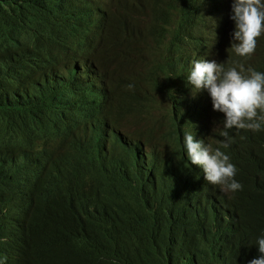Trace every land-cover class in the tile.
I'll return each mask as SVG.
<instances>
[{
	"label": "trees",
	"instance_id": "obj_1",
	"mask_svg": "<svg viewBox=\"0 0 264 264\" xmlns=\"http://www.w3.org/2000/svg\"><path fill=\"white\" fill-rule=\"evenodd\" d=\"M148 1L150 3H147ZM210 1L212 0H127L129 6L125 8L126 13L116 23L119 30L114 41L115 52L109 49L110 41L115 36L107 34L101 47L106 53V58L99 60L95 56V59L101 65L111 67L120 47L127 65L125 74L132 72L129 67L137 58L136 50L138 53H145L140 44L149 35L158 32L156 27L159 25V20L154 19L150 28L138 27L134 32L136 19L130 13L135 9L142 13L152 9L155 16H161V22L164 24L162 41L167 36L176 34L178 40L190 41L188 48L195 53H211L218 47L216 42H211L209 37L205 39L200 32L201 23L205 20L203 12L208 10L213 2ZM54 2L56 0H0V12L10 9L9 5L15 7L12 9L23 14L22 19L5 18L14 25L19 23L20 28L25 31L26 27H29L33 38L42 34L49 23L47 17L53 11ZM37 4L42 7L40 11L29 7L17 8L18 5L37 7ZM169 11H174L179 17L175 27ZM66 17L72 25L80 27L86 20L83 10L78 8H75L73 13L68 12ZM233 32L234 29L231 28L229 36L232 37ZM231 45L227 46L233 50ZM258 49L252 57H241L233 53V65L241 63L246 72L249 68L264 71V39ZM28 51V61H17L13 64L0 59V84L5 87L0 89V94L7 89L16 92L17 86L6 85L15 80L13 70L22 72L20 79H24V64L31 68V71L35 67L32 61L36 56L35 52ZM8 71L12 73L3 78ZM113 84L111 81V96L114 100L119 90L115 89ZM6 96L11 97L9 94ZM196 99L193 103L185 100L180 104L182 118L186 124L199 121L200 112L196 105L203 103L200 98ZM11 105L12 101L8 106L0 102V114L8 113ZM110 114L111 110L106 116ZM165 117L172 124L169 133L174 138L170 143L172 149L168 146L150 153L148 160L140 168L128 148L122 147L116 158H112L109 163L107 157H104V161L100 159V153H97L100 149L92 148L91 141L90 147L85 146L87 140L83 135L74 134L72 142L79 154L75 156L70 147L61 159L44 168L35 183L29 201L33 213L27 223L28 234L31 225L35 230L30 236L35 245L30 264H240L245 260L246 255L235 253L234 245L228 242L252 241L255 238L252 231H231V235L226 236L223 227L214 218L206 192L198 195V206L192 207L188 202L183 192V174L178 164L173 166V159H176L178 150L177 132L182 127L179 124L181 121L173 111ZM144 142L149 148L157 144L154 140L146 138ZM229 150L227 154L231 152L233 158L243 164L236 168L234 179L244 188L241 192L246 202L240 204V198L237 196L213 199L223 214L225 211L221 204L237 209V205L245 207L242 211L244 227L251 225L261 232L264 226L260 224V213H264V206L257 198L259 187L247 189L244 174L251 163L260 162V166L264 167V156L261 157L257 150L248 148L234 137L231 138ZM62 163L71 165L63 169ZM8 169L0 152L1 196L14 193L13 186L3 184L8 178ZM29 169V166H25L23 173ZM173 169L177 171V177L169 174L168 170ZM148 173L149 177L144 180L143 175ZM249 173L264 176L256 171ZM43 184H46L44 190L41 189ZM157 184L160 187H157ZM225 228L231 230L227 226Z\"/></svg>",
	"mask_w": 264,
	"mask_h": 264
},
{
	"label": "clouds",
	"instance_id": "obj_2",
	"mask_svg": "<svg viewBox=\"0 0 264 264\" xmlns=\"http://www.w3.org/2000/svg\"><path fill=\"white\" fill-rule=\"evenodd\" d=\"M28 1L34 2V0ZM212 1H210L212 3L209 5L208 10L203 12L205 20L201 23V36L205 39L209 37L211 42H216L215 35L210 30L211 21L214 20V29L220 30L223 34V39L231 40V47L234 51L226 44L224 45V49L217 47L211 53L204 54L206 55V60H201V55L203 54H197L188 48L190 41H182L181 43L178 41L176 34L170 37L167 36L160 43V48L155 52L158 67L161 69L162 75L161 81L155 84V87L158 90L157 100L161 103L166 114L172 111V101H174V98H171V94L176 96L177 89H180L179 97L181 103L185 100L193 103L197 101L196 98H200L203 105H205L207 111L200 113L199 121L182 126L178 130V150L176 156L185 167V179L190 182L189 190L192 193L195 192L201 196L202 192L207 193L208 190L213 198L220 199L227 196L220 192L219 186L223 191L235 192L241 190L242 185L234 179L237 169L232 164L239 161L233 158L231 152L226 155L219 147L213 150L212 147L215 142L218 141L222 148L230 151L231 137L228 130L231 129L232 132H237L238 129H244L240 131L244 136L239 142L246 144L252 150H257L261 154V157L264 156V129H262V124H264V71L257 72L249 68L246 73L241 63L233 65V53L241 57H252L254 52L259 50V44L264 39V0H227L226 3L223 0H218L217 7H215V0ZM68 3H72L75 8L82 9L86 15V20L83 21L81 27L72 25L67 20L66 14L68 12L65 6ZM9 7L10 9L2 10L0 16L21 20L23 14L12 9L15 7L10 5ZM25 7L38 11L42 8L38 4L37 7L17 6V8ZM52 8L53 11L47 17L51 24H70L78 28L76 30L77 35L84 42L93 44L95 48L101 49L106 35L100 30L109 21L108 9L104 0H56V2L52 3ZM91 11L94 12L95 19H93ZM229 12L230 15H228ZM232 22H235V26ZM231 28L234 29L232 37L229 36ZM26 32L22 33L20 31L19 23L11 28L9 37H5L7 47L4 49L0 46V59H5L14 64L17 61H21V59H18V56L25 50H32L35 52V55L41 58L40 67H34L31 73L25 74L24 79H20L22 72L16 69L13 70L15 80L6 84L7 86L12 84L13 86H17V88L34 87L33 99L27 104H21L16 98L12 99L13 105L7 111L25 112L41 108L48 111V117L57 119L60 122H66L67 118L59 116V113L81 110L90 111L94 106L91 101L97 100L98 97V99L104 101L96 109L99 112L98 117L106 124L103 125V128L107 129V133L103 136L96 128H86L90 135L92 148L95 149L96 139H99L105 145L102 149L106 153V157L114 159L122 147L127 148V143L119 139L118 136L125 137L138 147H145L149 154L163 147L169 146L171 148L170 143L162 142L158 144L159 142L157 141H155L157 143L155 144L156 146L149 148L146 146L144 138L120 126L112 114L106 116V113L111 110V103L113 102L111 79L107 75L103 65L95 59L92 50L87 49L81 54L68 53L66 55L51 57L38 50L36 47L38 40L36 38L33 40L29 27H26ZM89 36H92V39ZM259 36L261 37L258 38ZM215 52L218 53L219 60L214 55ZM227 54L230 60L229 62H224L223 56ZM180 57H187L190 63L194 64L191 73L189 71L191 66L184 63ZM87 61H90L91 67L85 68L89 71L90 68L94 70L90 74L93 76L91 86L94 89L89 87L86 73L83 72L80 76H76L74 73L76 66L79 64H84L85 66V62ZM229 66L233 68L228 69ZM237 67L239 70H237ZM129 70L132 72L127 74L124 79H119L118 81V85L121 88L118 92V100L121 101L122 105H134L138 103L140 107H150V103L146 102L145 98L136 97V91L133 89L134 85H128V82L134 81L133 74L136 72L133 66H130ZM55 72H61L64 75L71 88L70 91L65 90L64 83L60 79L49 78ZM10 73L12 72L8 71L3 78H6ZM99 75L101 76L103 93H100L98 87L97 77ZM169 78L174 80L171 82V80H168ZM177 79L183 80L186 86H180L178 82H175ZM49 81L52 83H47ZM169 84L172 85L173 91L169 89ZM3 88H5L4 84H0V89ZM204 89L206 91H203ZM68 96L75 100L74 103ZM143 100L145 101L144 103H142ZM63 101L66 103H63ZM221 115L225 117L223 120L224 130L220 132V135L224 138L216 139L210 131L209 122ZM88 122L94 127L95 117L90 116ZM76 123L75 134L83 133L84 120H78ZM194 136L197 140L194 139ZM67 137L69 136L65 135V138ZM34 142L38 147L46 148L52 145L47 139L39 137ZM69 150L70 146L65 142L61 146V149L57 153H54V159L51 160L47 155L41 153L39 148H34L30 144L19 141H0V152L2 155L6 157L11 154L15 157L14 165L8 166V178L3 181V184L13 186L14 193L10 195L5 193L4 196H1L4 205L1 208L0 204V230L3 229L4 224H7L11 230L12 220H16L18 226L24 225L21 234L15 239V247H12V236L9 235L7 238L6 251L12 250V252L9 255L7 253L3 254L0 257V264H28L22 255L30 245L27 223L33 211L29 203L27 206L24 204L22 190L15 187V173L20 172L21 175L26 176V173H23V168L28 166V161L24 159L26 152L43 156V164L40 167L41 171L37 173L35 180H30V183L35 186L44 168L61 159ZM198 167H202L201 173L196 171ZM250 171L264 174V167L260 166V162L256 164L251 163L247 166L244 174L247 189L252 190V188L259 187L257 198L264 206V176L252 175L249 173ZM201 174H204L205 180L201 178ZM186 181L184 180L183 185L184 193L187 189ZM22 183L27 188L28 182H26V179ZM30 190L32 195L34 187ZM18 194H21L19 205H17ZM224 206L227 205L221 204L222 209ZM23 207H26L25 211ZM229 208L233 209L235 215L233 232L243 233L245 231H252V234L255 235L252 241L245 240L243 243L242 241L232 240L228 242L234 245L233 250L235 253H244L246 255L245 260L240 264H264V229L259 232L251 225L244 227V216L239 208ZM21 215L23 216V222L20 221ZM260 216V224L264 226V213H260ZM5 219H8L9 222H6ZM223 222L230 228L228 220H224Z\"/></svg>",
	"mask_w": 264,
	"mask_h": 264
},
{
	"label": "bare ground",
	"instance_id": "obj_3",
	"mask_svg": "<svg viewBox=\"0 0 264 264\" xmlns=\"http://www.w3.org/2000/svg\"><path fill=\"white\" fill-rule=\"evenodd\" d=\"M107 9H108V16L109 21L105 25L103 29L100 31L104 34H113L115 37L113 40L110 41L111 46L110 50L112 52H115L116 47L114 45V41H116L117 38V32L118 28L116 27L117 21L125 15L126 11L125 8L129 6L127 3V0H104ZM224 3L227 2V0H223ZM147 3H150L148 1ZM94 5V3H92ZM218 5V0L216 1L215 7ZM56 9H58L57 6H55ZM65 9L73 13L75 10V7L72 3H68L65 6ZM91 14L93 15V19H95L94 12L91 11ZM133 18H135V27L134 32H136V28L141 29H147L152 26V21L154 19L159 20V25L156 27L158 32H154L153 34L149 35L148 38H145L144 42L140 44V47L145 53H138L137 52V58L133 63V67L136 69V72L134 75V81L128 82L129 84L134 85L133 89L136 91V97H141L142 99L145 98L146 102L150 103V107L146 108L144 106L140 107L138 103H135L134 105H122L120 100H118V94L115 95V98L113 102L111 103V114L115 118L116 122L125 128L128 131H131L138 135L141 138H146L149 140H154L157 142H165V143H171L173 142L174 138L169 135V133L172 130V124L170 121L166 119V113L164 112L161 103L157 100L158 97V90L155 87V84L159 83L161 81V69L158 67V63L156 60L155 52L160 48V43L162 42V36H163V27L164 24L161 22V16H155L152 9L146 13L140 12L138 9L133 10V12L130 13ZM168 14L171 15V22L173 23V26H176V21L179 20V17L175 15L174 11H169ZM58 15V13H57ZM233 25L235 26V22H233ZM14 27V24L9 22L5 17L0 16V46L2 48L7 47V43L5 40V37H9L11 28ZM78 28H75L74 26L66 23H56L51 24L50 22L46 25L44 31L42 34L35 36L33 38H36L38 40V45L36 46L39 51L42 53L51 56L56 57L57 55H66L68 53H75V54H81L85 50H92L94 52V55L99 59L106 58L105 51H102L100 48H95L93 44H89L87 42H84L78 35L77 30ZM20 31L22 33H27L25 30L20 28ZM211 31L215 35L216 39V45L218 48L224 49V45L226 44H232L231 40L223 39V34L220 32V30L214 29V20L211 22ZM264 34V32H263ZM90 39H92V36H89ZM259 36L258 38H260ZM112 39V38H111ZM13 41V39H12ZM182 43V41L178 40ZM217 59L219 60L218 53L215 52L214 54ZM30 56V52L28 50H25L23 53H21L18 56V59H21V61H28V58ZM154 58V60H152ZM180 59L191 66V69L189 70L190 73L194 68V64L190 63V61L187 59V57H180ZM206 60V55H201V60ZM113 64L111 67L103 65V67L106 70L107 75L111 79V81L114 83V88L121 90V88L118 85V79H124L127 74H125V68H126V60L122 53V50L120 47H118V55L113 58ZM41 58L36 55L34 57L33 65L35 67H40ZM221 63V62H218ZM223 64V63H222ZM85 67H91L90 61L85 62L84 64H79L74 68V73L76 76L82 75V73H86L87 81L89 84V87L91 89H94V87L91 86L93 80L90 74L94 72L92 68H90V71L86 69ZM223 67L225 69V66L223 64ZM229 68H233L232 66H229ZM24 73L29 74L31 73V68H29L26 64H24ZM245 69V67H244ZM237 70L239 68L237 67ZM257 72H260L259 70H256ZM246 72V71H245ZM247 73V72H246ZM49 78H57L60 79L65 84V90L70 91V86L68 84V81L64 78V75L61 72H55L49 76ZM98 79V87L100 90V93H103L102 90V81L101 76L99 75L97 77ZM171 80V82L174 79H168ZM175 82H178L180 86H186L183 80H175ZM47 83H52L51 81ZM33 89L32 86H27L26 88H17L15 90L7 89L3 93L0 94V102L4 104V106H8L11 101L12 97H15L18 102L21 104H27V101L30 102L33 97ZM126 89V88H125ZM169 89L173 91V87L171 84H169ZM203 91H206L205 89ZM176 96L171 94V98H174V101H172V111L173 113L179 117L180 121L179 124L182 126H186L185 120L182 118V113L180 109V89L176 90ZM10 95L6 96V95ZM76 95V94H75ZM69 99L74 103V99L70 96H68ZM31 98V99H30ZM103 100L98 99L92 100L91 103L93 108L90 111L81 110V111H72V112H66V113H59L58 115L61 117H66V122H60L57 119H52L48 117V111L38 108L33 109L25 112H19V111H9L5 114H0V141L2 142H13V141H19L21 143L30 144L34 148H39L40 152L47 155L49 158L54 159V153H57L59 149H61V146L64 145V143H68L69 146L73 149L74 155L77 156L79 152L74 148L72 138L76 131V122L78 120H84V132H81V136L83 135L84 139L87 140V143L85 146L90 147V135L87 131L88 128H96L99 130V132L104 136L107 133V129L103 128V125H106L101 118L98 117V110L96 107L103 104ZM145 101L143 100L142 103ZM63 103H66L63 101ZM197 109L200 113L206 112L207 109L205 105L198 104L196 105ZM95 117V126L93 127L89 122V118ZM224 116H218L212 119L209 122V128L210 131L213 133L216 139H222L220 135V132L223 131V123H224ZM87 128V129H86ZM264 129V127H262ZM244 129H238L237 132H232L231 129L229 131L230 137L236 138V140L240 141L242 140L244 134L240 131ZM65 135H68L69 137L65 138ZM44 138L47 139L52 145L49 147H38V145L35 144L36 138ZM119 139L127 143V148L131 151V153L134 154V158L139 163V168L142 164H145V161L149 158V152L145 147H138L133 143L132 141L127 140L125 137L118 136ZM194 139L197 140V138L194 136ZM105 145L101 143L99 139H96V147L100 149L97 153H100V159L104 161V157H106V153L103 151L102 148H104ZM220 148L222 152L227 154L229 151L225 148H222L220 146V143L215 142L212 149L215 150L216 148ZM97 155V154H96ZM177 157V156H176ZM24 159L28 161V166L30 167V170L26 172V176H23L20 174V172L15 173V187L19 190H22V199L24 201V204L27 206L30 198H31V188L35 187L32 183H30V180H35L37 173L41 171V166L43 164V156L41 155H35L30 152H26ZM59 159V158H58ZM112 157H109V163L111 162ZM179 162H175L173 166L176 164L179 165L180 172L183 174V180L186 181V170L181 162V160L177 157ZM15 157L13 155H7L4 157V163L6 166H12L14 165ZM3 163V162H2ZM107 165L108 162H105ZM52 164V163H51ZM235 165V167H239L240 165H243L240 162L232 163ZM62 168L67 169L71 163L65 164L62 163ZM105 165V164H104ZM201 168H196V171L201 173ZM141 171V169H140ZM142 172V171H141ZM170 175H175L177 177V171L176 170H168ZM201 178L205 180L204 174H201ZM149 177L148 174L143 175V179ZM26 179L27 188L23 186V180ZM140 182V181H139ZM135 184V183H134ZM189 181H186V187L185 193L187 195V200L190 203V205L193 207V205L198 206L199 205V197L195 192H191L189 190ZM157 187H160L158 184ZM46 184L41 185V189H45ZM242 189H244L242 187ZM241 189V190H242ZM220 192L227 196L228 198L237 196L240 198V204H245L246 198L244 194H242L241 190H237L235 192L231 191H223L221 187L219 186ZM151 195V194H150ZM0 195V204L1 208L4 205L3 200L1 199ZM18 201L17 205H19V202L21 201V194L17 195ZM207 201L211 208V211L214 215V218L217 220V223L223 227V231L226 236L231 235V231H233V228L235 227L234 223V213L233 209L224 206L223 211H225V214L221 213L219 211L218 204L214 201L213 197L211 196L210 192L207 190ZM240 212L245 209V207H240L237 205ZM23 210H26V207H23ZM243 214V213H242ZM33 217L34 214H33ZM6 222H9L8 219H5ZM224 220H228V223L230 225V229H226V225L224 224ZM21 222H23V216L21 215ZM41 223V221H40ZM11 230L7 224H4L3 229L0 230V257L3 256V254L12 252V250H7V238L12 236L13 243L12 247H15V239L17 236L21 234V231L23 230L24 225H17L16 220L11 221ZM35 233L33 225H31V231L29 233V247L28 249L23 253L24 260L30 264L31 256L34 253L35 245L31 242L30 236ZM98 263V262H97ZM8 264V263H5Z\"/></svg>",
	"mask_w": 264,
	"mask_h": 264
},
{
	"label": "rangeland",
	"instance_id": "obj_4",
	"mask_svg": "<svg viewBox=\"0 0 264 264\" xmlns=\"http://www.w3.org/2000/svg\"><path fill=\"white\" fill-rule=\"evenodd\" d=\"M152 60H154V58ZM223 60H224V62H229V60H230L229 55L227 54V55L223 56ZM174 161L175 162H179V160L177 159V157H176V159H174Z\"/></svg>",
	"mask_w": 264,
	"mask_h": 264
}]
</instances>
